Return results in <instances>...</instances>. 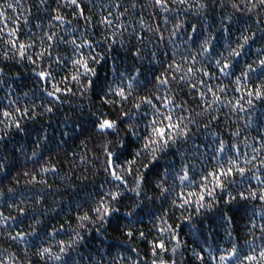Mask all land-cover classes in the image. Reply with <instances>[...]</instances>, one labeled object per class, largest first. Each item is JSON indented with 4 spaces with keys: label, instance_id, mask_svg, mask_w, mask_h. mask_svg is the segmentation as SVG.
<instances>
[{
    "label": "trees",
    "instance_id": "1",
    "mask_svg": "<svg viewBox=\"0 0 264 264\" xmlns=\"http://www.w3.org/2000/svg\"><path fill=\"white\" fill-rule=\"evenodd\" d=\"M19 2L22 8L13 11L7 9V4L12 3L15 7L17 0H0V11L13 18V21L9 23V27L4 29V33H0V69H3V71H0V120L4 121L3 124H0V137L4 136L5 132L8 133L5 139H0V159L7 155L9 161L12 162L10 165L11 176L0 184V191L6 192L8 188L14 189V193L10 194L11 199L0 197V212H3L4 216L17 218L15 222L9 220L7 225H0V259H5L8 255H11L15 258L16 264H28L29 261L31 264H55L53 261L41 260L35 256V246L26 249L25 241L10 240L8 233L14 235L17 231L30 232L32 228H36L43 236L45 229H59L63 225V230L60 231L59 235L49 239L48 243H51L53 251L58 253L59 249L56 247V241L61 239L71 241L74 235L72 230L77 227L76 222H74L75 217L81 214L76 210L77 205L82 204L84 201L90 202L89 194L95 195L102 182L105 183L103 191H107L108 188L112 187V184L107 183L111 179L110 176L103 171L104 156L100 149L102 143L109 139H115V137L101 136L99 133L90 136L92 128L91 113L104 112L105 117L103 118L115 117H109L108 115L112 111L111 105L101 106L99 96L96 94L99 92V87L82 95L74 85L69 84L68 86L73 88L75 95L60 93L58 95H61V100H52L45 91V89L52 90L50 85L37 80L32 71V65L27 60L16 63L15 60L3 59L6 47L3 40L7 39L6 33L11 27L20 28L22 41L27 40L30 32L36 36L41 35V30L34 27L41 18L44 21V30L47 31L49 27V14L43 10L39 0H19ZM78 2L85 6V16L90 17L91 22L86 25L83 18H78L73 7L67 4V0H59V4L56 0H51L49 6L57 9L66 21H71L70 25H61L53 30L58 33V36H64L69 40L79 37L81 32H86L85 38L96 42L92 51L105 57L98 65H95L98 84L112 83L113 81L119 83L118 72H124L126 75L135 74V68L145 70V75H147V72L153 69V65L150 64L152 52L157 53L163 67H167V64L171 61L173 51L177 53L176 60L179 62L180 56L186 54L188 49V45L182 41L186 39L184 33L191 31V24H197L203 35L219 34L223 37V33L218 32L222 22L221 17L233 14L230 3L224 9L219 8L218 5L214 9L210 8L206 17H199L194 15L191 10L185 13L182 8L164 12L162 9L152 7L153 0H78ZM195 2L196 0H189V3L194 4ZM117 4L120 5L119 8L116 7ZM133 4H135V7H132ZM168 7L172 8L173 6L168 5ZM29 8H31L30 20L28 24H24L23 20L25 16L29 15ZM125 9H127V12H125ZM21 12H23V15ZM177 12H179V19L184 22L183 27L180 36L169 43V32L172 30ZM109 13H112V15L108 16ZM121 13L124 14L121 16ZM248 15L251 19L248 21L250 30L247 34L251 36L255 32L256 36L254 42L250 41L249 45H245L242 50L243 54L238 60L242 67L245 66V62L255 67L259 59L264 58V51L260 53L255 51L257 48L264 49V39H261V36L264 35V33H261V29H264V10L260 12L259 17L255 10ZM105 16L114 21L111 27L99 23ZM165 16L170 18L168 24L164 23ZM116 17H119V20ZM235 17L240 19L231 24L230 41L232 48H235L237 43L240 42L239 38L245 27L243 20L246 18L244 13H236ZM257 19L260 20L259 24L254 22ZM141 20L144 21V27L140 25ZM121 22L127 29L123 32V36L120 35L121 30L117 27ZM4 23L5 21L0 19V28H4ZM223 23H228V21L224 20ZM157 25L163 31L165 37L163 42L159 40L158 34L147 31L148 27L156 28ZM73 30L75 31L73 32ZM113 32H116L114 37L116 44L111 46L112 51H108L109 41L105 37H112ZM140 35L146 37L143 42L137 39V36ZM121 40L124 41L123 47H121ZM64 47L71 46L60 45L58 49H54L53 59L57 51L63 52ZM128 48L133 50L139 48L143 58L134 61L131 56L127 55L126 50ZM217 48L223 50L219 48V45H217ZM35 51H40L39 45H37ZM88 51L87 48L84 49L85 53ZM165 51L169 53V56L165 57L163 55ZM29 54H32L31 50ZM225 55H227V52H225ZM43 67L45 69L48 67V61L44 62ZM154 67L159 68L160 71L163 70L160 64ZM196 67L199 68L200 64H197ZM113 69H116L117 72H114ZM36 70H40L39 60L37 61ZM53 71L56 74L57 81L64 75L63 71L58 68L54 67ZM239 75L240 73L237 71V76ZM143 78L140 77V79ZM230 79L235 81L236 78L217 76L216 79L210 81L214 86L216 84L227 86V91L223 94L224 102L218 103L212 111V115L217 116L218 120H213L207 128H204L203 125L210 119L205 114L203 117H196L199 124L192 126L196 134L188 141V151L192 163L195 164L196 169L201 171H203L202 165L208 167L209 162L205 157L210 156L212 150L218 146V139H223L226 143H239L247 139V143L251 145L260 135L258 126L261 113H264V101L253 98V104L249 106L247 104V92L253 88L254 84L258 85L261 81L255 80L253 83H249L241 80L239 87L242 91L236 92L234 89L237 85L229 83ZM205 80L207 81L208 78H205ZM179 87L183 88L184 94L178 95L177 102L180 99L189 100L193 115H195L203 107L202 104L197 106L198 94L193 95L187 85H180ZM174 89L178 91L175 85ZM145 91L139 90L138 95L143 96ZM164 92L165 89L161 88L160 93L163 94ZM100 95H103V93H100ZM239 97H245L241 101L244 111H233L230 105L226 106L228 102L235 104ZM106 99H115L117 101L116 107L119 108L118 97H112L109 94ZM208 99H211L210 95ZM12 101H15V103H11ZM16 107L27 108L29 114L33 112L37 114L35 119H30L28 116H24L23 113L14 112L15 118L19 119L25 127L23 133H17L14 126L5 127L8 121L3 117L2 112L5 109L13 111ZM48 107H52L53 111L47 112ZM183 115L187 116L188 113L185 112ZM249 117L252 119L250 125ZM124 127L125 125H121V136L124 135ZM141 128H143V123ZM238 129L240 135L233 137L232 133ZM64 133H68V135L64 136ZM213 133H217V135L214 136ZM45 136L47 140L40 139ZM89 136L90 138L86 139ZM76 137H79V139H76ZM126 139L128 140L126 148H118L114 145L112 150L127 155L129 151L138 146V142L134 138L128 137ZM38 140L44 149L43 159L34 164L32 160H26V157H30L34 150L41 151V149L35 147L34 142ZM62 140L66 142L61 143ZM196 145L210 147L202 146L199 153H197L195 151ZM21 146V151H15ZM239 147L242 153L248 151L251 154V149L245 148L244 143H239ZM172 151L174 149L170 150L167 157L162 158L161 163L165 160H172ZM229 154L235 155L231 152ZM147 162L148 160L142 158L141 165L137 166L139 171H145L142 164ZM174 163L179 166L181 158L177 156ZM41 167H47L49 171L40 172ZM53 168H55V171L52 170ZM33 170L39 172L37 180L42 181L41 183H27L30 177H25L23 173ZM2 175L0 173V176ZM17 176L19 177V183H16V180L13 179ZM133 179V177H128L130 186ZM149 179L151 180V174H149ZM234 179L238 182L242 181L239 176ZM172 183V178L169 177L168 186ZM249 184L255 189L257 181L243 180L242 183L231 186L234 189L233 195L241 190H244L245 195H247L246 190ZM199 190V180H197V183L191 186L180 185V182L176 181V187L172 189L166 199H155L158 190L151 184L139 198H136L134 193L125 191L124 203H131L133 199H136L137 202H142L144 207L152 209L157 217H163V220H153L149 216H139L138 214L139 222L130 224L129 220L123 216L126 209L122 207L121 213L116 214L119 216V220L113 219L102 227L99 224H86L84 229H77L81 232V235L85 236V240L70 251L69 256L66 258L70 259L71 264H146V262L150 264L151 253L148 242L161 238L159 227H166L168 224L179 225V228H173V231L178 234L180 242V248L177 250L175 257L178 264H199L193 255V249L200 251L201 245L204 248L210 247L213 250L211 254L218 257L221 249L230 250L231 244L237 240L239 245L245 249L247 245L244 242L246 240L252 241L254 237V247L264 243V238H262L264 234L259 231V225L264 222L260 218L261 215H264V202L250 199L224 204L221 200L212 211L201 209L199 214L195 212V198H193V203L190 206H173V199H177V204H179V193L183 192L185 198H187L189 191L199 192ZM217 196H223L226 199L227 193L221 194L217 190ZM40 197H43L40 203H36V200ZM21 201H23L22 204ZM9 204L13 206L9 208ZM17 206L26 208L27 215H20ZM84 210L86 211V209ZM222 212L227 213L228 219L222 215ZM186 217H191V221L186 220ZM133 219L135 220V218ZM253 219H255L257 225L256 229H252ZM35 221H40V223ZM96 228H99L100 231L97 232ZM129 228H132L133 231H144L146 239L139 238L138 232L135 240L127 238L123 233ZM229 232L231 236L228 235ZM163 238L168 239V234L165 233ZM32 239V237L27 238V240ZM48 243H45L44 246L47 247ZM174 243L175 241L169 243V255H171V247ZM132 249H136V251H132ZM203 255L205 257L204 264H213L208 259L209 252H203Z\"/></svg>",
    "mask_w": 264,
    "mask_h": 264
},
{
    "label": "snow or ice",
    "instance_id": "2",
    "mask_svg": "<svg viewBox=\"0 0 264 264\" xmlns=\"http://www.w3.org/2000/svg\"><path fill=\"white\" fill-rule=\"evenodd\" d=\"M51 0H39V4L43 6V10L48 12V30H44V21L41 18L38 23L34 25L35 28L41 30V35L36 36L34 33H29L27 40H21L20 28L13 26L7 31V39L3 40L5 47L3 53L4 60H15L16 63L27 60L32 65V71L39 82H44L50 85L52 90H47L46 94L52 100L59 101L62 99L60 93L69 95H75L72 87L69 84L74 85L83 95V93L99 87V92L96 93L101 101V106L111 105L112 111L108 114L109 117L115 118H103L104 112L99 114L93 112L92 116V128L90 130V136L99 133L101 136H113L115 139L106 140L101 145V153L104 156L103 171L110 176L108 184H112V187L107 191H103L105 183H101L99 189L95 195L89 194V201H84L82 204L77 205V211L81 214L75 217L76 229H73V237L71 241H65L63 239L56 241V247L59 249L58 253L53 251V246L48 243V240L52 237L59 235L63 230V225L59 229H45L43 236L36 228H32L30 232L17 231L14 235L8 233V238L13 241L23 240L25 241V248L35 246L36 251L34 255L41 260L53 261L55 264H71L69 256L70 251L74 250L81 242L85 240V236L81 235V232L77 229H84L86 224L96 225L101 227L104 224L110 223L113 219L119 220V216L116 214L121 213L122 207L126 209L123 212V216L129 220V223L139 222V216H149L151 219H161L163 217H157L152 209L143 206L142 202H137L133 199L131 203H124V192H132L136 198H139L143 191L149 187V184L153 185L158 190V195L155 199L167 198L172 189L176 187V181L180 182V185L191 186L197 183L199 180V192L189 191L187 198L183 192L179 193L177 199L172 200L173 206L184 207L190 206L195 198V212L199 214L201 209H207L212 211L213 208L223 200L224 204H231L238 200H259L264 202V113H261L259 120V132L260 135L255 139L254 144H248L247 139L239 142L244 143L245 148L251 149V154L248 151L243 153L240 150L239 143H226L223 139H218V146L212 150L210 156L205 157L208 160V167H203V171L196 169L195 164L192 163L190 154L188 151V141L196 133L193 131V125L199 124L196 117H203L207 114L210 119L203 125L207 128L213 120H218V117L212 115V111L218 103L224 102L223 94L227 91V86L216 84L215 86L210 81L222 76L225 78L235 77V81L229 80V83H235L237 87L234 89L236 92L242 91L239 87L240 81L244 80L249 83H253L255 80L261 81L258 85L254 84L253 88L247 92V104L251 106L253 104V98L256 100L264 101V58L259 59L256 66L245 62V66H240L238 58L241 57L242 50L245 45H249V42H254L256 33L248 35L250 25L248 21L251 17L248 15L254 10L259 17L260 12L264 10V0H196V2L189 3V0H153L152 7L162 9L164 12L175 11L182 8L185 13L189 10L194 15L199 17H206L208 10L215 6L224 9L229 6L233 9L232 15L222 16L221 24L218 32L223 33V37L219 34L203 35L197 24L190 25L191 31L184 33L186 39L182 42L188 45L186 54L180 56L179 62L176 60L177 53L173 51L171 53V61L167 64V67H163L162 62L157 57L156 52L151 53L152 60L150 64L153 65V69L147 72L141 68H135V74L126 75L124 72H118L119 83L113 81L112 83H99L97 77V69L95 65H98L105 59L103 55L94 53L92 51L93 45L96 43L93 40L86 39V32H81L80 36L71 40L64 36H58V33L53 29L58 26H68L71 21H66L64 16L59 13L57 9L51 8ZM59 4V0H56ZM67 4L72 6L74 13L78 18H83L85 24L91 22L90 17L85 16V6L78 2V0H67ZM168 5H172L169 8ZM120 7L119 4L116 5ZM135 7V4L132 5ZM22 8L19 0L17 4H7V9L13 11ZM29 15L24 17L23 23L28 24L31 16V8H29ZM127 12V9H125ZM236 13H244L245 19L243 23L245 25L244 31L240 36V42L237 43L235 48L231 47L230 35L231 24L236 18ZM23 15V12H21ZM124 13H121L122 16ZM109 13L108 16H111ZM108 16L103 17L99 22L106 27H111L114 23ZM235 18V19H234ZM0 19L5 21L4 28H0V33H4V29L9 27V23L13 21L11 16L6 15L5 12L0 11ZM119 20V17H116ZM175 22L172 25V30L169 32L168 42L172 43L173 39L178 38L181 34L183 27V21L179 19V12H177L174 18ZM226 20L228 23H223ZM18 22V21H17ZM170 18L164 17V23L168 24ZM256 24L260 23L257 19L254 21ZM141 27H144V21H140ZM117 27L121 30L120 35L123 36V32L126 31V26L121 22ZM207 30V29H205ZM75 30H73L74 32ZM148 32L158 34V38L161 42L165 40L163 31L160 26L156 28H147ZM261 33H264V29H261ZM116 32L112 33V37H105L109 41L108 51H112V45L116 44L114 37ZM202 37V38H201ZM146 37L143 35L137 36V39L141 42ZM264 39V35L261 36ZM222 41V42H221ZM121 47L124 46V41L121 40ZM37 45L40 46V51H35ZM60 45L71 46L64 47L63 52L57 51L55 58L53 59V50L58 49ZM219 48L223 50H218ZM87 48L89 51L84 52ZM32 54H29V52ZM127 55L131 56L133 60L142 59L141 50L136 48H128ZM257 53L264 51L262 48L255 50ZM227 52V55H225ZM165 57L169 56V53L165 51L163 53ZM40 61V70H36L37 61ZM48 61V67L45 69L43 64ZM160 64L163 68L160 71L159 68L154 66ZM200 64L197 68L196 65ZM70 66V68H69ZM58 68L63 71L64 75L57 81L56 74H54L53 68ZM3 71V69H0ZM117 72L116 69H113ZM237 71L240 75L237 76ZM177 74L178 78H177ZM140 77H144L140 79ZM205 78H208L206 81ZM85 81H87L85 83ZM174 85L178 89H174ZM180 85H187L193 95L199 97L198 104L203 105L199 112L193 115V110L189 100L180 99L178 95H183V88ZM164 88L165 92L160 93V89ZM203 88V90H201ZM107 89V91H105ZM139 90H146L143 96H139ZM103 93V95H100ZM111 94L112 97L119 98V108L116 107L117 101L115 99H106ZM27 95V93H25ZM209 95L211 99H208ZM245 97H239L235 104L228 102V105L233 111H244L243 101ZM11 103H15L12 101ZM143 109V111H142ZM47 112H52L53 108L48 107ZM218 111V109H217ZM15 113H23L24 116H28L30 119H35L36 113L29 114L27 108L16 107L13 111L5 109L2 112L3 117L6 118L8 123L5 127L15 128L17 133L25 132V127L20 123V120L15 118ZM187 112L185 116L183 113ZM252 119L249 117V125ZM4 121L0 120V124ZM143 123V128L141 124ZM121 125H125L123 128L124 135H120ZM199 130V129H197ZM83 134V132H81ZM67 136L68 133H64ZM214 136L217 133H213ZM240 130L232 133L233 137H238ZM8 133L5 132L4 136L0 139H5ZM86 137L87 138H90ZM134 138L138 142V146L133 148L124 155L122 152H114L113 146L118 148H126L128 140L126 138ZM40 139L47 140V137ZM79 139V137H76ZM66 141H61L65 143ZM37 149L41 151H33L30 157H26V160H32L34 164L39 163L43 159V146L38 141L34 142ZM258 145V146H257ZM203 145H196L195 151L199 153L200 147ZM210 147V146H203ZM172 160H165L161 163L162 158L168 156L170 150H173ZM183 149V150H181ZM21 148L15 149V151H21ZM235 155H230L229 153ZM181 158V163L176 166L174 163L176 157ZM123 157V159H121ZM150 157V159H149ZM148 160L147 163L142 164V168L145 171H139L138 165H141V160ZM187 161V162H184ZM119 162V163H118ZM9 157L5 155L0 159V184L4 180L11 176V165ZM55 171V168L52 169ZM47 167H41L40 172H47ZM151 174V180L149 179ZM25 177H30L27 181L29 184L41 183L37 180L39 172L25 171L23 173ZM239 176L242 181L238 182L234 178ZM128 177L134 179L129 184ZM172 178V185L168 186V179ZM16 183H19V177H14ZM243 180H255L257 186L255 189L249 184L247 188V195L245 191H238L236 195H233L234 189L231 187L242 183ZM114 182V183H113ZM49 187H51L49 185ZM217 190L221 194L227 193V198L223 196H217ZM14 193L13 188H8L5 191H0V197L5 199H11V195ZM40 197L36 200V203H40ZM152 199V198H149ZM23 201H21V204ZM13 205L9 204L11 208ZM86 209V211L84 210ZM17 211L20 215H27V210L24 207L17 206ZM139 214V216H138ZM167 213L165 212V215ZM222 215L228 219L227 213L222 212ZM135 218V220L133 219ZM261 221H264V215H261ZM191 221V217L185 218ZM15 222L16 217L4 216L3 212H0V225H7L8 221ZM40 223V221H35ZM166 223V221H164ZM179 228V225L168 224L159 227V233L161 238L153 239L149 241L151 259L150 264H178L175 259L177 250L180 248L179 236L173 231V228ZM257 225L255 219L252 220V229H256ZM97 232L99 228L95 229ZM259 231L264 234V222L259 225ZM138 237L146 239V233L144 231H133L129 228L123 233L127 238L135 240ZM168 234V239H164V234ZM194 234V233H193ZM231 236V233H228ZM28 237H32V240H27ZM264 238V236H262ZM175 241L171 247V255H169V243ZM255 237L252 241H245L247 248H242L239 245L238 240L231 244L229 249H221L220 255L217 257L212 255V249L210 247L204 248L200 246V251L193 249V255L199 264H204L205 257L203 252H209L208 259L213 264H264V243L258 247H254ZM48 243L45 247L44 244ZM207 243V241H205ZM136 251V249H132ZM0 264H16V260L13 256L8 255L5 259H0ZM28 264H31L29 261ZM149 264V262H146Z\"/></svg>",
    "mask_w": 264,
    "mask_h": 264
}]
</instances>
